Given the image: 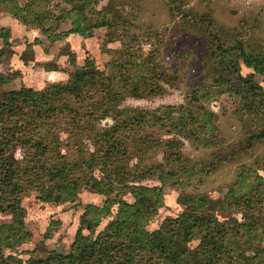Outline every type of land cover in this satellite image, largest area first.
Wrapping results in <instances>:
<instances>
[{
  "label": "trees",
  "instance_id": "1",
  "mask_svg": "<svg viewBox=\"0 0 264 264\" xmlns=\"http://www.w3.org/2000/svg\"><path fill=\"white\" fill-rule=\"evenodd\" d=\"M54 1L25 0L21 4L19 0H0V12L23 25L39 28L49 40L58 39L60 33L86 36L92 28L101 26L126 27L111 21L109 9H97L99 0H57L68 7ZM65 21L71 28L61 32ZM136 40L133 35L131 42H122L113 51V75L91 64L76 67L64 83H51L41 90L23 86L3 92L0 183L4 189L0 192V209L11 219L0 222V264H264V156L256 169L243 165L222 195L218 210L233 215L220 218L202 193H186L178 196L186 209L166 216L153 230L146 228L155 214L151 196H161L165 186L194 187L202 175L208 174L202 162L184 154L185 141L196 150L217 149L218 159L233 153L220 158L223 140L217 114L208 102L215 95L231 92L237 97L240 94L238 101L244 106L243 100L249 96L233 88L228 80L220 84L214 78L209 85L200 83L192 88L178 105L162 104L151 110L121 107L126 96L159 95L164 91L163 84L176 80L158 65V50L153 47L144 54L140 46L134 47ZM219 55L220 77L222 73L233 76L244 89L258 90L263 99L264 89L254 82L253 73L261 74L264 82V55L245 53L241 44L224 48ZM236 58L253 72L242 75L234 66ZM6 80L0 74V82ZM235 111L240 112L239 106ZM108 116L114 124L97 128L96 122ZM22 117L30 121L21 123ZM154 130L167 138L156 137ZM61 131L67 133L66 140L60 137ZM129 131L134 133L130 141L125 136ZM142 131L147 133L138 137ZM262 137L264 130L249 139ZM84 139H89L94 148L85 146ZM135 145L137 151L130 153ZM158 148L160 161L149 163L147 152ZM17 150L23 153L20 157ZM131 159V168L121 166ZM148 179L159 184L141 183ZM83 189L106 196L118 189L122 194L129 193L132 201L116 200L118 211L100 231L97 227L102 218L111 215L110 207L86 204L66 252L51 250L44 257H34L33 251H26L25 260L4 254L6 249L15 253L18 244L28 239L21 229L24 194L35 191L40 201L59 204L75 200Z\"/></svg>",
  "mask_w": 264,
  "mask_h": 264
},
{
  "label": "rangeland",
  "instance_id": "2",
  "mask_svg": "<svg viewBox=\"0 0 264 264\" xmlns=\"http://www.w3.org/2000/svg\"><path fill=\"white\" fill-rule=\"evenodd\" d=\"M24 1L19 0V3ZM170 1L174 4H170ZM56 2L61 7L69 6L61 1ZM96 8L109 9L111 21L125 24L126 27L112 29V26H101L92 28L86 36L60 33L58 39L49 40L39 28L23 25L9 14L0 12V74L8 78L0 82V97L3 92L23 86L41 90L51 83H64L79 66L94 64L97 69L113 75V51L122 42H131L133 35L137 36L134 47L140 46L144 54L153 47L158 50V65L173 74L176 80L173 84H163L164 91L159 95L140 98L126 96L121 107L151 110L162 104L178 105L200 83L209 85L214 78L219 79L220 84L228 80L233 88L249 96L243 100L244 106L238 101L240 94L237 97L226 92L213 96L208 107L218 117L216 123L223 140L219 148L220 158L228 152L233 153L225 159H218L217 149L196 150L190 142L185 141L182 146L184 154L191 160L202 162L208 174L202 175L194 187L165 186L161 196H151L155 214L146 228L153 230L166 216H175L186 209L178 201V196L186 193H202L220 218L233 215L219 211V201L243 165L256 169L261 164L264 137L250 141L249 136L264 130V96L261 99L258 90L244 89L231 75L225 77L222 73L220 77L219 54L224 48L241 44L245 53L264 55V0H99ZM70 28V23L65 21L60 31ZM149 31L151 34L148 39L145 36ZM234 64L242 75L247 74L241 58L234 59ZM262 78L261 74L253 73L254 82L264 89ZM238 106L241 113L235 111ZM20 121L27 123L30 119L22 117ZM113 124L114 120L108 116L99 119L96 127L105 129ZM153 132L156 137L167 138L166 135H160L158 130ZM146 133L142 131L138 137ZM125 134L129 141L133 139L132 131ZM59 135L63 140L68 138L64 131ZM83 143L90 149L94 148L89 139H84ZM137 149V145L132 146L130 153ZM22 154L21 150H17V156ZM147 154L149 163L160 161L162 157L161 148L152 149ZM133 162L134 159H131L121 166L131 168ZM96 174L99 172L96 171ZM141 183L150 186L159 184L155 179ZM2 189L4 186L0 183V192ZM37 194L32 191L21 197V205L25 210L21 229L28 239L18 244L15 253L4 250L6 256L17 255L25 260L28 258V254L24 253L26 251H33L34 257H44L51 250L66 252L79 227V217L86 204L110 207L111 215L102 218L97 227V231H100L118 211L116 200L132 201L129 193L122 194L118 189L112 190L107 196L83 189L75 200L59 204L42 202ZM10 219V214L0 209V222H9ZM83 232L86 233L85 230Z\"/></svg>",
  "mask_w": 264,
  "mask_h": 264
},
{
  "label": "crops",
  "instance_id": "3",
  "mask_svg": "<svg viewBox=\"0 0 264 264\" xmlns=\"http://www.w3.org/2000/svg\"><path fill=\"white\" fill-rule=\"evenodd\" d=\"M243 65H244V69H245V71H246L247 73H252V72H253V70H252L251 67L246 66L244 63H243ZM48 72H50V71H48Z\"/></svg>",
  "mask_w": 264,
  "mask_h": 264
}]
</instances>
